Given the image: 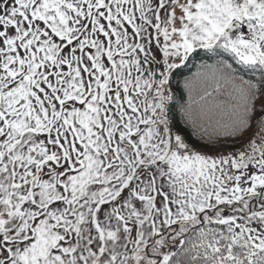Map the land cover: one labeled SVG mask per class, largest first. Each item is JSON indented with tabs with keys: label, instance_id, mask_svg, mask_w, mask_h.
I'll use <instances>...</instances> for the list:
<instances>
[{
	"label": "snow or ice",
	"instance_id": "6c2138e0",
	"mask_svg": "<svg viewBox=\"0 0 264 264\" xmlns=\"http://www.w3.org/2000/svg\"><path fill=\"white\" fill-rule=\"evenodd\" d=\"M0 264H264V0H0Z\"/></svg>",
	"mask_w": 264,
	"mask_h": 264
}]
</instances>
